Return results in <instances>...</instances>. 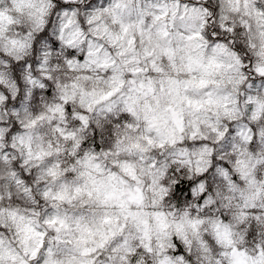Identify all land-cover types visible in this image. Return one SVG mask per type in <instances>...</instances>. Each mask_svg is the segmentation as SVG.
I'll list each match as a JSON object with an SVG mask.
<instances>
[{
  "label": "clouds",
  "instance_id": "obj_1",
  "mask_svg": "<svg viewBox=\"0 0 264 264\" xmlns=\"http://www.w3.org/2000/svg\"><path fill=\"white\" fill-rule=\"evenodd\" d=\"M0 264H264V0H0Z\"/></svg>",
  "mask_w": 264,
  "mask_h": 264
}]
</instances>
